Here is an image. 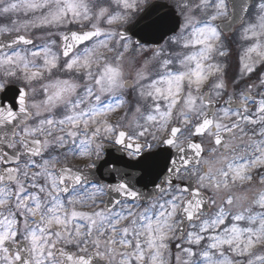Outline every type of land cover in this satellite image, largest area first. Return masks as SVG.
I'll use <instances>...</instances> for the list:
<instances>
[{
    "label": "snow or ice",
    "instance_id": "snow-or-ice-1",
    "mask_svg": "<svg viewBox=\"0 0 264 264\" xmlns=\"http://www.w3.org/2000/svg\"><path fill=\"white\" fill-rule=\"evenodd\" d=\"M0 17V264H264V0Z\"/></svg>",
    "mask_w": 264,
    "mask_h": 264
},
{
    "label": "rangeland",
    "instance_id": "rangeland-1",
    "mask_svg": "<svg viewBox=\"0 0 264 264\" xmlns=\"http://www.w3.org/2000/svg\"><path fill=\"white\" fill-rule=\"evenodd\" d=\"M151 1H162L168 4H171L172 2V0H148V3ZM245 20H247V17ZM0 21H3L2 17H0ZM131 22L132 21H130L129 23ZM224 42L229 47V51H230L229 63L233 65V67H235L238 64V59H239V55L241 54V50L246 43L239 39V28H237L230 37L224 36Z\"/></svg>",
    "mask_w": 264,
    "mask_h": 264
},
{
    "label": "water",
    "instance_id": "water-1",
    "mask_svg": "<svg viewBox=\"0 0 264 264\" xmlns=\"http://www.w3.org/2000/svg\"><path fill=\"white\" fill-rule=\"evenodd\" d=\"M231 2H234V3H239L240 2V0H231ZM152 3H160V4H165V3H163V2H152ZM152 3H150V4H152ZM167 5V4H166ZM230 10H231V7H230ZM237 26H239V25H237ZM236 26V27H237ZM127 27H131V24L129 25V26H127ZM235 27V28H236ZM233 32V31H232ZM232 32H230V33H225V35H227V34H231ZM135 39V38H134ZM153 47H154V45H152Z\"/></svg>",
    "mask_w": 264,
    "mask_h": 264
}]
</instances>
